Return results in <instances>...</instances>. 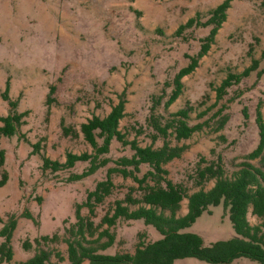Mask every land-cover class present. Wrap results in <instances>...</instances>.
<instances>
[{
	"label": "rangeland",
	"instance_id": "obj_1",
	"mask_svg": "<svg viewBox=\"0 0 264 264\" xmlns=\"http://www.w3.org/2000/svg\"><path fill=\"white\" fill-rule=\"evenodd\" d=\"M222 1L0 0V95L8 81L9 96L18 99V111L28 112L17 134L9 138L0 135V148L5 150L0 177L3 170L8 175L6 183L0 186V216L6 218L7 213H15L18 217L12 238L14 258L9 264L33 255L21 247L26 238L33 241L55 231L63 234L64 220H75L74 204L82 201L85 191L108 166L114 165L111 161L77 181H67L71 173L66 171L43 173L42 156L62 162L67 152H92L81 134L77 138L64 137L60 123L79 130L80 124L93 115L108 113L119 101V95L125 93V115L119 126L128 131L129 140L136 138L141 145L150 144V139L136 135V130L144 123L151 98L163 89L169 92L165 82H170L186 63L185 54L198 50L199 39L205 34L198 28L186 30L181 36L174 35V31L190 17L197 13L202 16ZM263 49L264 0H230L226 20L214 43L195 70L181 79L182 93L167 109L162 104L158 109L168 117L189 102L195 107L190 113V124L207 119L222 105V114L228 116L222 129L216 131L218 117L209 119L202 131L178 143L185 150L167 165L173 180H185V168H191L200 157L209 159L217 153L230 172L255 147L254 109L264 99V76L257 79L256 72H252L219 101L216 87L229 72H241L252 58H259ZM51 85L53 101L48 107L45 100ZM244 106L249 114L247 119L241 115ZM207 107L212 109L197 118V113ZM261 111L264 120V104ZM7 112L8 105L0 96V116ZM36 143L38 148L33 153ZM122 154L116 146L111 147L112 160ZM82 168L78 165L73 172L79 173ZM116 180L117 190L110 200L123 196L132 184L131 180ZM212 184L208 183L207 188ZM107 207L105 203L97 209L95 222ZM25 210L34 218L24 217ZM81 211L86 213L85 208ZM186 211L187 199L183 200L179 214ZM247 219L250 224L260 222L250 212ZM183 231L201 235L206 243L234 235L222 203ZM139 232H145L150 240L161 237L142 220L120 223L116 227V243L107 253L132 251ZM48 247L59 250L64 257L58 262L52 255V263H68L65 243ZM173 264L222 263L185 258ZM231 264L259 263L242 257Z\"/></svg>",
	"mask_w": 264,
	"mask_h": 264
},
{
	"label": "trees",
	"instance_id": "obj_2",
	"mask_svg": "<svg viewBox=\"0 0 264 264\" xmlns=\"http://www.w3.org/2000/svg\"><path fill=\"white\" fill-rule=\"evenodd\" d=\"M229 7L230 0H223L202 16L197 13L190 17L174 31V35L181 36L186 30L198 28L205 34L199 39L198 50L185 54L186 63L176 71L170 82H165V86L170 87L169 92L163 89L151 98L144 123L136 130V135H144L150 139V144L141 145L136 138L129 140L128 131L119 126L125 115V93L119 95V101L108 113L104 116L93 115L80 124L79 130L60 123L64 137L77 138L81 134L92 152H67L62 162L42 156L43 173L66 171L71 173L67 181H77L104 168L111 161L114 165L108 166L101 178L85 191L82 201L74 204L75 220H64L63 234L55 231L33 241L26 238L21 242V247L32 251L33 255L15 264H55L51 261L52 255L61 262L64 260L61 252L48 247L59 242L67 246V264H81L85 260L88 264H173L185 258L231 264L242 257L264 264V120L261 111L264 99L259 100L254 109L257 143L245 154L238 167L229 172L220 153L209 159L200 157L191 168H185V180H173L167 169V165L180 158L185 150V146L178 143L202 131L209 125V119L218 117L216 131L222 129L228 121L227 114H222L225 106L222 105L210 117L195 124L189 123L190 113L195 110L189 102L168 117L158 112L161 104L163 109H167L180 96L183 90L181 79L193 72L199 60L208 52L226 20ZM251 49L252 44L249 51ZM252 72H256L257 79L264 76V49L260 57L252 58L250 65L241 72H229L222 79L216 87V101L223 99L233 86L240 84ZM53 90L54 85H51L45 100L48 107L53 101L50 97ZM0 96L8 105L7 114L0 116V135L9 138L17 134L28 112L18 111V99L9 96L8 81ZM212 107L201 110L196 117L206 116ZM241 115L244 119L248 118L246 106L242 108ZM159 141L161 143L155 145ZM113 146L123 151L115 160L110 158ZM37 148L38 144H33V153ZM4 162L5 150L0 148V167ZM78 165H83L81 172H73ZM7 179V172L3 170L0 186ZM116 179L131 180L132 184L123 196L110 200L117 190L119 182ZM210 182L213 184L207 188ZM185 199L187 211L179 214ZM105 203L108 204L107 209L95 222L97 209ZM221 203L234 230L231 238L206 243L201 235L183 231L203 213H210L212 207ZM84 208L86 213L81 211ZM248 212L260 222L250 224ZM22 215L34 218L27 210ZM17 218L15 213H7L6 218L0 216V264L13 261L12 238ZM136 220L154 227L161 237L150 240L145 232H139L132 251L107 253L116 243L117 225Z\"/></svg>",
	"mask_w": 264,
	"mask_h": 264
}]
</instances>
